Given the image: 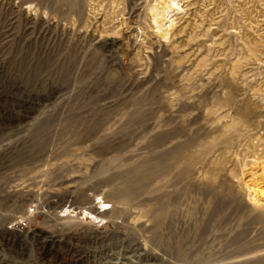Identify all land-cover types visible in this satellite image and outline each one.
Listing matches in <instances>:
<instances>
[{"label":"rangeland","instance_id":"374dc122","mask_svg":"<svg viewBox=\"0 0 264 264\" xmlns=\"http://www.w3.org/2000/svg\"><path fill=\"white\" fill-rule=\"evenodd\" d=\"M0 264H264V0H0Z\"/></svg>","mask_w":264,"mask_h":264},{"label":"bare ground","instance_id":"6f19581e","mask_svg":"<svg viewBox=\"0 0 264 264\" xmlns=\"http://www.w3.org/2000/svg\"><path fill=\"white\" fill-rule=\"evenodd\" d=\"M172 2H173V1H172ZM170 6H171V5H170ZM169 8L171 9V7H168V9H169ZM157 23H158V22H157Z\"/></svg>","mask_w":264,"mask_h":264}]
</instances>
